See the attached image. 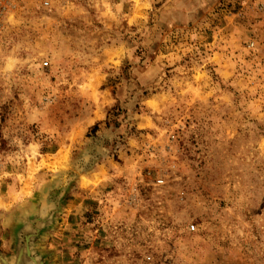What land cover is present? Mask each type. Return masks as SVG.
<instances>
[{
  "label": "clouds",
  "instance_id": "obj_1",
  "mask_svg": "<svg viewBox=\"0 0 264 264\" xmlns=\"http://www.w3.org/2000/svg\"><path fill=\"white\" fill-rule=\"evenodd\" d=\"M16 227L52 264H264V0H0Z\"/></svg>",
  "mask_w": 264,
  "mask_h": 264
},
{
  "label": "rangeland",
  "instance_id": "obj_2",
  "mask_svg": "<svg viewBox=\"0 0 264 264\" xmlns=\"http://www.w3.org/2000/svg\"><path fill=\"white\" fill-rule=\"evenodd\" d=\"M47 231L48 228L45 227L32 237L22 227H16L8 234L13 241L11 248L0 252V264H13L12 257L15 256L16 259L20 252L23 257L20 264H52L49 253L35 246Z\"/></svg>",
  "mask_w": 264,
  "mask_h": 264
},
{
  "label": "water",
  "instance_id": "obj_3",
  "mask_svg": "<svg viewBox=\"0 0 264 264\" xmlns=\"http://www.w3.org/2000/svg\"><path fill=\"white\" fill-rule=\"evenodd\" d=\"M23 257H22V253L20 252L18 255H17V257H16V259H15V264H20V263H22V259Z\"/></svg>",
  "mask_w": 264,
  "mask_h": 264
}]
</instances>
